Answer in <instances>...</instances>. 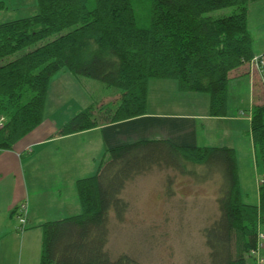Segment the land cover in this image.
Wrapping results in <instances>:
<instances>
[{
	"label": "trees",
	"instance_id": "1",
	"mask_svg": "<svg viewBox=\"0 0 264 264\" xmlns=\"http://www.w3.org/2000/svg\"><path fill=\"white\" fill-rule=\"evenodd\" d=\"M254 1L152 0L150 23L140 26L134 0H37L33 15L0 23V116H6L0 148L13 149L43 122L50 81L60 71L97 79L120 92L116 108L102 106L96 116L89 105L62 125L60 135L145 114L150 79H176L181 91L208 92L211 114L222 115L230 72L254 55L248 29ZM227 6H235L230 15H205ZM251 134L264 167L261 106L254 111ZM186 163L215 165L223 177L220 216L205 229L210 264L257 260L264 175L259 201L251 205L241 197L234 148L142 139L108 148L97 171L77 180L82 211L41 225L40 264H139L129 254L110 256L111 212L122 220L127 201L121 192L137 173L154 165L182 171Z\"/></svg>",
	"mask_w": 264,
	"mask_h": 264
},
{
	"label": "crops",
	"instance_id": "2",
	"mask_svg": "<svg viewBox=\"0 0 264 264\" xmlns=\"http://www.w3.org/2000/svg\"><path fill=\"white\" fill-rule=\"evenodd\" d=\"M26 7L38 11L37 0H29ZM248 25L254 54L263 53L264 30L256 24L250 26V7ZM248 69L242 64L230 72L222 115L211 114L210 98L199 108L193 100L195 92L181 91L177 83L174 101H162L157 86L167 79H150L146 113L141 116L60 135L62 125L86 108L68 113L60 109L62 105L13 149L0 148V264H40L44 237L41 225L81 213L76 182L97 171L110 147L142 139H170L181 145L232 147L238 158L248 146L247 131L252 138V121L247 114L255 105V86ZM233 96L238 99L235 103L231 101ZM22 202L27 203L23 230L16 213Z\"/></svg>",
	"mask_w": 264,
	"mask_h": 264
},
{
	"label": "rangeland",
	"instance_id": "3",
	"mask_svg": "<svg viewBox=\"0 0 264 264\" xmlns=\"http://www.w3.org/2000/svg\"><path fill=\"white\" fill-rule=\"evenodd\" d=\"M2 1L7 6L0 10V22L37 12L27 9L29 0ZM133 5L138 24L148 26L152 0H134ZM90 6H93V2ZM234 11L235 6H227L208 11L205 15L222 17ZM253 24L264 30V0L254 1L250 5V26ZM248 29L250 31L249 25ZM259 42L263 43L261 40ZM249 73L247 70V74ZM176 83L178 84L176 79H167L157 86L163 94L160 98L162 101L165 98L174 101V94L178 92ZM254 86L253 103L257 105L261 102V90L258 82ZM157 89L154 86V92ZM194 92L196 95L193 100L201 108L210 95L208 92ZM119 97L120 92L115 87L107 86L97 79L76 77L69 71H60L51 78L44 117L62 105L60 109L64 112L73 113L90 104L95 107L97 116L104 110L102 106H108L112 110L116 108ZM248 97L250 98L249 91ZM154 100L160 101L158 98ZM237 100L236 96L231 99L233 103ZM1 116L4 122L0 127L6 121V116ZM247 137L249 143L243 152L238 153L237 167L242 200L253 205L259 201V185L264 167L248 131ZM184 166L181 171L172 166L154 165L150 170L143 174L137 173L126 182L121 192V197L127 201L123 218L119 220L112 211L109 221L107 250L112 258L129 254L139 264H210L205 229L220 216L218 199L223 177L215 165L209 168L186 163ZM257 228L260 237L259 257L257 260L249 257L247 264H264L263 222L257 223Z\"/></svg>",
	"mask_w": 264,
	"mask_h": 264
},
{
	"label": "built area",
	"instance_id": "4",
	"mask_svg": "<svg viewBox=\"0 0 264 264\" xmlns=\"http://www.w3.org/2000/svg\"><path fill=\"white\" fill-rule=\"evenodd\" d=\"M246 65H248L250 71L249 75L250 77L254 80V83L256 84L258 82L260 86V97H261V102L260 104L254 105L253 108H251L249 114V118L251 121L253 120L254 117V111L256 106H261L264 108V53L263 54H254L251 59L246 61ZM242 114H245V112H242ZM4 118L3 116L0 117V126L3 124ZM17 219L20 223L19 228L21 230L24 229L25 223L27 221V203L22 202L17 206Z\"/></svg>",
	"mask_w": 264,
	"mask_h": 264
}]
</instances>
